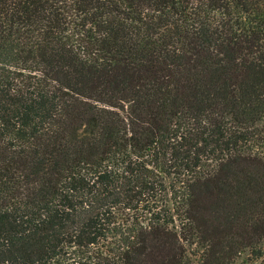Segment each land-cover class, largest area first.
I'll return each mask as SVG.
<instances>
[{
    "label": "trees",
    "instance_id": "obj_1",
    "mask_svg": "<svg viewBox=\"0 0 264 264\" xmlns=\"http://www.w3.org/2000/svg\"><path fill=\"white\" fill-rule=\"evenodd\" d=\"M0 264H264V0H0Z\"/></svg>",
    "mask_w": 264,
    "mask_h": 264
}]
</instances>
